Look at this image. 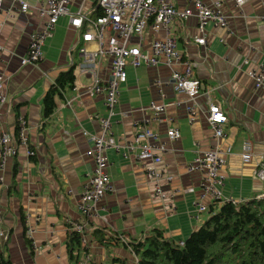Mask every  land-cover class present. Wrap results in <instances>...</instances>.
I'll use <instances>...</instances> for the list:
<instances>
[{
	"label": "crops",
	"instance_id": "1",
	"mask_svg": "<svg viewBox=\"0 0 264 264\" xmlns=\"http://www.w3.org/2000/svg\"><path fill=\"white\" fill-rule=\"evenodd\" d=\"M27 1L31 7L26 13L15 11L10 17L5 12L9 1L0 11V74L7 78V101L0 108V134L16 139L18 116L24 115L29 143L36 151L29 156L27 148L20 147L18 154L9 159L4 184L0 185V229L10 233L8 239L0 236V251L13 264H73L77 255L81 258L83 251L71 254L73 231L67 220L87 222L93 264H135L139 258L132 246L144 243L154 229L177 244L185 241L209 216L208 211H197L201 174L189 172L188 166L199 151L217 144L231 146L224 168L225 195L238 201L264 196V181L255 175L258 164L264 161V87L257 88L250 76L251 70L264 66V0H249L241 10L226 1L224 12L229 27L210 23L205 45L195 41L200 35L196 17L175 22L178 46L197 63L196 74L202 81V92L196 100L198 116L193 124L186 110L187 97L175 89L168 66L127 67L128 78L120 89L107 150L114 189L97 203L95 214L88 218L78 210V200L94 168L86 150L92 145L89 134L100 130L96 115L106 112L104 96L83 92L92 76L80 69L75 71L82 59V40L69 16L59 19L53 36L47 39L43 61L21 64L30 33L43 22L38 0ZM82 1L86 9L95 12V0H75L70 9L75 11ZM172 1L178 8L187 6V0ZM152 37L149 30L143 45ZM110 64V58L101 59L98 69L102 76L109 75ZM70 67L74 69V85H66L56 94L54 110L46 116L44 96L58 73ZM209 97L218 101L228 115L226 139L213 136L207 120ZM152 101L166 104L161 119L151 123L158 135L151 141L166 145L161 160L173 176L165 186L169 196L164 200L154 194V186L138 158L139 149L133 144L135 132L151 117L148 106ZM171 127L180 129V139L167 137ZM205 203L212 208L209 198ZM218 206L215 204L214 209Z\"/></svg>",
	"mask_w": 264,
	"mask_h": 264
},
{
	"label": "built area",
	"instance_id": "2",
	"mask_svg": "<svg viewBox=\"0 0 264 264\" xmlns=\"http://www.w3.org/2000/svg\"><path fill=\"white\" fill-rule=\"evenodd\" d=\"M9 1L10 6L5 12L14 17V12L26 13L31 4L27 0H0V11ZM228 0H187L184 8L176 7L172 0H95V11L85 8V4L78 3L75 11L70 6L75 0H38L37 9L43 18L40 28L32 31L29 36L27 53L21 58V64H38L44 59V45L52 37L59 19L69 16L70 24L79 33L82 45L79 51L82 59L78 68L92 76L91 83L84 88L88 96L103 95L106 112L96 115L100 130L98 134H89L92 145L86 150V155L94 161V168L88 174L84 191L78 200V210L85 218L95 214L97 203L108 193L113 191V183L109 174L110 160L107 153L111 146L113 117L119 104V95L122 84L128 78L127 67L141 66L156 67L166 65L171 70V80L175 89L187 97L186 110L189 122L193 124L198 116L196 100L201 94L202 81L197 77V63L190 60L178 46V38L174 24L194 16L198 20L199 36L195 38L198 44L207 43V26L228 29V15L224 12V4ZM241 10L249 0H230ZM264 20V16H262ZM152 39L143 45V40L149 30ZM137 38V43L133 39ZM93 45V48L91 47ZM110 58L109 75L99 73L98 64L101 59ZM250 76L255 80L256 87H264V66L251 70ZM6 76L0 74V108L7 101ZM151 117L146 119L141 129L134 134L133 144L139 149L138 158L144 167L147 178L154 186V194L160 199H167L166 184L172 182L173 176L167 172L165 162L161 160L166 151V145H157L156 132L151 123L159 121L166 111L165 103L152 101L149 103ZM207 120L214 138L226 139V124L229 121L227 113L221 104L208 98ZM19 135L16 139L7 133L0 134V185L4 184V171L10 158L18 154L20 147L27 148L29 156L36 151L29 143L28 121L24 115L18 116ZM88 134V132H84ZM167 137L178 140L181 132L178 127H171ZM132 145L130 146V148ZM159 149V150H158ZM231 153V146L225 148L214 145L207 150L199 151L188 166V171H197L201 174L200 198L195 201L197 211H209L205 198H209L217 205L226 202H237L233 197L224 193L226 175L224 168L227 155ZM161 160L159 163H157ZM255 175L264 181V161L261 160ZM167 192V193H166ZM246 201V200H240ZM3 213L0 208V223ZM71 231L80 235L81 243L87 248L82 258L76 264H93L94 260L89 239L90 228L86 221L67 220ZM3 233L0 231V236ZM184 244V241L179 243ZM136 258L135 264L138 263Z\"/></svg>",
	"mask_w": 264,
	"mask_h": 264
},
{
	"label": "trees",
	"instance_id": "3",
	"mask_svg": "<svg viewBox=\"0 0 264 264\" xmlns=\"http://www.w3.org/2000/svg\"><path fill=\"white\" fill-rule=\"evenodd\" d=\"M95 14H99L98 9ZM74 80L72 67L58 73L43 99L46 116L54 110L56 94L66 85L73 87ZM214 205L183 245L166 239L159 229L152 230L144 243L132 246L138 254L137 264H264V196L226 202L216 209ZM69 246L72 256L75 250L83 255L88 251L77 232L70 236ZM77 258L73 264L81 259ZM0 264H13L4 251H0Z\"/></svg>",
	"mask_w": 264,
	"mask_h": 264
},
{
	"label": "rangeland",
	"instance_id": "4",
	"mask_svg": "<svg viewBox=\"0 0 264 264\" xmlns=\"http://www.w3.org/2000/svg\"><path fill=\"white\" fill-rule=\"evenodd\" d=\"M75 71H76V72H79V68H78V66L75 67ZM162 159H163V158H162ZM2 220H3V219H2ZM1 223H2V221H1ZM1 223H0V224H1ZM0 231L3 233V235H1V237L3 236L4 239H5V238H7V239L10 238V233H9V232H6L4 229H0Z\"/></svg>",
	"mask_w": 264,
	"mask_h": 264
}]
</instances>
